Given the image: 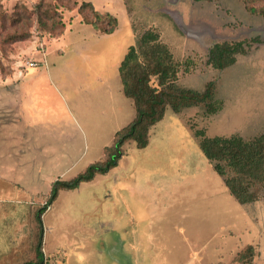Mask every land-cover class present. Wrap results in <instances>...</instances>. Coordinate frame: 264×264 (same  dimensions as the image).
I'll return each instance as SVG.
<instances>
[{
    "label": "rangeland",
    "instance_id": "obj_1",
    "mask_svg": "<svg viewBox=\"0 0 264 264\" xmlns=\"http://www.w3.org/2000/svg\"><path fill=\"white\" fill-rule=\"evenodd\" d=\"M82 2L93 9L80 12ZM95 11L116 18L112 33L86 23L104 27ZM147 29L158 32L175 60H187L176 83L201 92L214 81L221 107L210 114L202 104L180 111L167 106L149 128L146 146L125 141L113 168L60 190L41 215L47 264L62 257L79 264L77 253L90 260L99 244L104 257L129 264L130 233L121 228L132 224L140 229L141 250L152 252L157 243L159 264L164 256L167 264H241L236 253L246 245L254 248L253 264H264V197L237 202L195 135L250 139L264 132V0H0V166L13 164L22 138L14 119L24 120V172L6 170L20 182L24 175L17 211L24 240L0 264L34 257L35 211L50 183L103 161L116 132L134 119L118 65ZM235 41H245V52L232 64L217 69L207 63L214 43ZM4 207L1 202L0 253L13 226ZM102 222L114 227L94 231Z\"/></svg>",
    "mask_w": 264,
    "mask_h": 264
},
{
    "label": "trees",
    "instance_id": "obj_2",
    "mask_svg": "<svg viewBox=\"0 0 264 264\" xmlns=\"http://www.w3.org/2000/svg\"><path fill=\"white\" fill-rule=\"evenodd\" d=\"M87 6L93 9L90 2H82L81 12ZM96 17L105 20L101 29L96 21H88L96 30L112 33L117 25L116 18L109 14L95 11ZM245 52V41L217 42L208 50L207 63L222 69L235 61V54ZM183 66L187 71V60L182 63L173 58L169 47L160 40L158 32L147 29L143 31L136 45H130L118 65L123 94L132 100L135 117L115 134L110 147L104 149L106 158L89 164L85 170L71 179L52 181L47 199L43 206L35 211L37 239L34 246V257L19 264H47L43 245V225L41 215L56 199L60 190H72L82 182L91 181L97 174H103L113 168L122 155L121 146L133 139L137 147L148 143L149 128L160 120L165 108L170 106L175 111L202 104L207 113H215L221 107L220 101L214 98V81L210 80L203 91L179 86L178 72ZM199 137V147L204 156L212 163L215 172L235 200L241 204L253 202L262 196L264 191V132L250 139L238 134L228 136H206L202 131H195ZM254 248L246 245L236 253V261L241 264H253Z\"/></svg>",
    "mask_w": 264,
    "mask_h": 264
},
{
    "label": "crops",
    "instance_id": "obj_3",
    "mask_svg": "<svg viewBox=\"0 0 264 264\" xmlns=\"http://www.w3.org/2000/svg\"><path fill=\"white\" fill-rule=\"evenodd\" d=\"M12 83L16 84L15 82H9L5 81L4 84ZM18 84V83H17ZM23 87H24V83ZM19 85H15V87H18ZM24 117V116H23ZM21 119V118H20ZM24 119V118H23ZM16 120L17 123H15V126L18 125L21 127V137L19 139L20 147H16V158L14 160V154L11 155V161L13 164H6L7 166L1 165L0 166V182L3 183V186H0V203H5V207L3 208V211H8V216L6 217L7 226L12 225V227L9 228V236L8 241L5 245L6 249L4 250V253H0V262L4 260L9 255L10 250L17 247L20 243L24 240V232L21 234V226L24 227V224L21 222V220H18V209L19 205L24 202V175L22 178V182H20L19 179H12L11 177H7L6 170H15L20 169L24 172V120ZM19 121V123H18ZM13 159V160H12ZM11 162V163H12ZM51 184V183H50ZM113 224H110L109 222H102V223H96L95 226H92L94 231H110V229L113 226H110ZM123 232L130 233L129 240V248H130V262L129 264H159L162 261V258L157 254L158 246L157 243L154 241L152 243V248L154 249L152 252L150 250H147L145 247H143V250H141L138 246V243L136 242V238H138L136 235V232H140V229L136 227L134 224L129 225L128 228H121ZM14 233H17V236L12 237ZM124 236L119 237L118 241L120 245H122L121 249L122 252L125 254L124 249H127L124 247ZM123 242V243H122ZM133 249V252H132ZM104 247L103 244H99V246L94 247L91 253L88 254L90 260L85 257L81 256L79 253L76 254V262L79 264H118L119 260L116 257H111L109 260L107 257H104ZM65 255V253H64ZM66 258L62 257L61 260H59L55 264H65ZM164 263L167 264V258L164 256Z\"/></svg>",
    "mask_w": 264,
    "mask_h": 264
}]
</instances>
